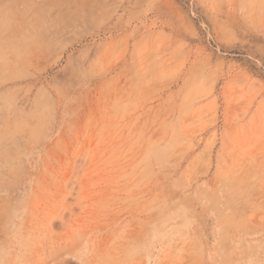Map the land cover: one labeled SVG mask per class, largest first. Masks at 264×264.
I'll return each instance as SVG.
<instances>
[{"label": "rangeland", "instance_id": "1", "mask_svg": "<svg viewBox=\"0 0 264 264\" xmlns=\"http://www.w3.org/2000/svg\"><path fill=\"white\" fill-rule=\"evenodd\" d=\"M0 264H264V0H0Z\"/></svg>", "mask_w": 264, "mask_h": 264}]
</instances>
